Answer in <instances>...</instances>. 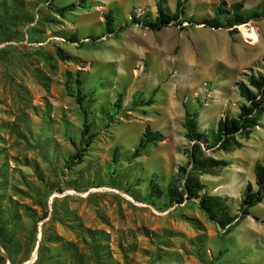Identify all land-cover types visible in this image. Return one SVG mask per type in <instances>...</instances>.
Returning a JSON list of instances; mask_svg holds the SVG:
<instances>
[{
  "label": "rangeland",
  "instance_id": "374dc122",
  "mask_svg": "<svg viewBox=\"0 0 264 264\" xmlns=\"http://www.w3.org/2000/svg\"><path fill=\"white\" fill-rule=\"evenodd\" d=\"M263 2L0 0V235L18 244L9 253L0 239V264H73L77 252L86 264L84 230L104 231L120 264H264V201L228 231L198 199L170 204L167 196L184 183L181 167L198 178L201 196L225 198L232 216L246 186L256 188L264 114L248 137L236 136L239 149H223L216 136L219 120L245 103L238 84L264 74V18L220 29L197 23L217 17L220 4L243 3L248 16ZM158 3L179 19L154 32L143 21L156 19ZM219 20L227 25L228 15ZM83 110L95 137L69 168ZM186 112L205 136L198 159L226 166L193 169ZM147 126L164 139L131 160Z\"/></svg>",
  "mask_w": 264,
  "mask_h": 264
},
{
  "label": "trees",
  "instance_id": "16d2710c",
  "mask_svg": "<svg viewBox=\"0 0 264 264\" xmlns=\"http://www.w3.org/2000/svg\"><path fill=\"white\" fill-rule=\"evenodd\" d=\"M158 15L155 20H144L145 27L154 32H159L171 25L173 22L179 19L178 15L167 14L161 3H158ZM75 8L74 5L63 8L64 10H71ZM243 3H235L231 5L230 11L227 10L225 4H220L217 9V17L212 19H205L197 25H204L214 29L220 28H233L241 24L249 23L255 19L264 18V2L261 4L257 12H253L250 15H245L242 12ZM228 15L227 25L223 24L220 20V16ZM138 23L140 21L138 20ZM225 25V26H224ZM105 31L107 34H113L116 32V16L113 11H109L105 15ZM73 40H76L73 38ZM58 56L64 59L62 53L59 51ZM77 101L79 104L84 101V97H81V80L77 79ZM239 95L245 100V103L240 107V114L235 118H224L218 122L217 141L222 145V148L228 150L229 148L236 147L241 148L240 142L236 140V136L241 135L248 137L254 128L258 126L261 116L264 114V74H252L248 77L247 82H240L238 84ZM151 103V102H150ZM83 131L81 133L80 142L77 143L72 140V144L76 149V154L68 161L69 168L79 165L83 162V157L87 152V149L92 144L95 135L92 133V126L89 124V115L86 110H83ZM186 129L188 131V138L195 142L194 149L190 151V160L193 165V169L201 171H212L218 166H226L224 162H204L198 159L197 153L200 148V142L205 138L204 134L198 132L197 118L195 115H191L186 112ZM164 135L161 132L153 131L149 126L146 127L144 133L141 136L139 144L135 147L134 151L130 155V159L134 160L144 155L152 145L158 144L163 141ZM211 163V164H209ZM180 176L184 181L182 187L180 185L171 184L167 189V196L170 204H183L186 200L198 199V205L200 210L211 221L217 224L221 229H227L231 231L232 228L250 214V210L261 204L264 201V163H257L255 165V185L249 183L243 192L239 213L236 216H232L229 213V207L226 204V199L219 196L200 195L202 186L194 175L186 176L187 170L183 167L180 168ZM157 186L155 179L150 182V188L152 190L149 198L154 201L156 197ZM198 230H201L198 222H192ZM80 229H82L80 227ZM86 237H83V244L90 250L92 254L91 262L93 264H120L115 262L113 253L110 248V242L107 234L104 231L84 230ZM6 232L0 235L3 246L9 253L13 250L17 251V243L13 240L5 241ZM206 236V235H205ZM207 239V237H206ZM206 243V241H205ZM74 253L77 252L76 245H74ZM19 251V250H18ZM69 258L70 263L73 264H85L80 255L75 254ZM201 258V254H198ZM90 259L86 260V264L90 262ZM155 259V258H154ZM203 260V258H201Z\"/></svg>",
  "mask_w": 264,
  "mask_h": 264
},
{
  "label": "water",
  "instance_id": "95a60500",
  "mask_svg": "<svg viewBox=\"0 0 264 264\" xmlns=\"http://www.w3.org/2000/svg\"><path fill=\"white\" fill-rule=\"evenodd\" d=\"M0 248H2V246L0 245Z\"/></svg>",
  "mask_w": 264,
  "mask_h": 264
},
{
  "label": "crops",
  "instance_id": "0c3cea01",
  "mask_svg": "<svg viewBox=\"0 0 264 264\" xmlns=\"http://www.w3.org/2000/svg\"><path fill=\"white\" fill-rule=\"evenodd\" d=\"M34 260V259H33Z\"/></svg>",
  "mask_w": 264,
  "mask_h": 264
}]
</instances>
